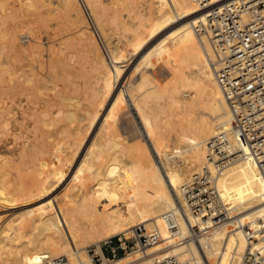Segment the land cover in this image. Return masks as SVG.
<instances>
[{"label": "bare ground", "instance_id": "obj_1", "mask_svg": "<svg viewBox=\"0 0 264 264\" xmlns=\"http://www.w3.org/2000/svg\"><path fill=\"white\" fill-rule=\"evenodd\" d=\"M34 1L26 0L25 4L32 5ZM110 3L115 5L108 9L103 0H59L57 9H46L49 18L56 17L57 23L67 21L71 25L70 28L77 33L84 51L91 59L90 68L95 70V79L91 78L93 82H88L86 86L90 91L93 89V95L89 97L92 101L85 117L91 120V124L97 118L96 123L92 124L96 128L91 129L90 134L94 132L88 142V136L84 138L79 135L80 126L76 124L77 134L73 136L66 154L59 157L53 180L39 176L30 186L20 183L16 192H9L0 179V205H6L0 212V218H4L0 226V264H47V259L64 254L68 256L61 264H97L91 259L90 253H85L86 246L73 248L78 243L74 240L77 235L88 237L85 238L88 240L99 235L93 238L95 251L102 256L99 264H141L139 259L144 258L147 259L142 263L152 264L157 252L176 253L181 258H185L189 252L197 256L193 243L176 242L164 250H159L161 244L157 243L108 258L101 249V242L115 233L128 236L136 228L142 231L157 228L164 242H174L179 233L170 230L171 226L178 222V231L182 233L186 229L178 216L181 210L188 211L181 185L188 181L192 173L207 164L208 138L219 130H226L236 143L241 146L245 144L215 76L212 65L215 60L214 49L209 39L196 30L197 25L207 23L209 7L199 6L195 0H147L146 6L141 9L130 7V11L138 18L139 26L144 28V33L141 35L140 31H134L133 47L128 55L116 43V37L115 41L110 38L112 32L104 21L105 13L116 21V0H110ZM42 4L48 5V1L42 0ZM88 20L93 23L92 33L86 31ZM164 34L170 38L165 55L156 63L143 62L145 51ZM17 36L18 33L12 28L3 36L4 41L0 42L2 128L8 118L19 119L14 110L9 108L11 97L6 92L15 91V85L22 80L30 84L29 80H33L34 76L41 80V85L49 80L46 77L45 80L39 68L36 69L33 64L26 65L27 61L25 65H13L15 56L17 59L24 54L28 57L35 51L39 54L42 52L39 51L42 46L41 43L39 46L38 39L26 47L15 48ZM102 40L105 48L101 45ZM5 41L12 45L13 52H10L14 54L8 60L7 56L11 53L7 52ZM72 52L68 54V59L62 55L56 60V56L47 59L50 69H54V63L58 61L64 66L62 71L70 72V68H73L71 61L76 56ZM53 53L56 55L59 52ZM158 69L163 76L161 78L157 75ZM3 72L8 75L6 82H3ZM89 79H86V83ZM128 97L138 113L145 139L131 141L120 133L116 114L124 104L122 101L127 102ZM70 100L73 101L70 98L63 104L67 102L69 105ZM173 103L179 111L163 118L168 111L166 108L169 109ZM94 106H97V114L93 113ZM105 108L107 110L103 114ZM64 125L65 129L70 127L68 121ZM146 139L155 147L160 161L163 164L166 161L164 165H158L155 161ZM24 141L14 160L23 161L25 156L31 159L37 157V141L29 140V145ZM108 144H115L116 148L108 150ZM171 159L172 162L178 160L176 166L175 162L174 165H168L173 164ZM4 174L0 170V177ZM82 174L83 180L79 179ZM48 181L50 184H47ZM62 181H66L63 193L50 195L56 183ZM216 184L224 204L232 209L233 218L248 221L252 232L258 228L259 233L264 234V174L255 159L247 155L232 161L217 175ZM40 189L46 195L35 197L33 194ZM40 199L42 202L39 205L34 204ZM90 200L96 201L97 211L106 209L105 217H96L91 211L88 212ZM15 201L20 209H16L17 212L9 208ZM45 214L58 217L61 228L59 234L41 230L40 223L44 221ZM228 228L224 224L212 229L209 237L211 248L207 253L211 256L221 245L222 239H227L228 249L235 245L238 253L228 264H238L247 238L241 228L235 226L229 234ZM252 245L264 249V235L259 236ZM228 257V253H224L222 262L226 263Z\"/></svg>", "mask_w": 264, "mask_h": 264}, {"label": "rangeland", "instance_id": "obj_2", "mask_svg": "<svg viewBox=\"0 0 264 264\" xmlns=\"http://www.w3.org/2000/svg\"><path fill=\"white\" fill-rule=\"evenodd\" d=\"M21 1L23 2L21 3ZM21 1L0 0V42L4 41L3 36L12 28H14L18 33L17 39L15 41V48H22L23 46L26 47L31 42L38 39L37 42H39V46L41 43V46L43 48H40L41 50L39 49V51H42L41 54L35 51L34 53H31V55L28 56L30 58L26 57L27 55L25 56L24 54L21 55V57L18 56L19 58L17 57V59L16 56L13 58L14 54L10 52V50H12V45L5 41L7 43L6 50L7 52L11 53V57L7 56V60L8 57L10 59L13 58V65L15 64V66H21V63L25 65L24 63L27 61L26 65L33 64L36 69L39 68L38 71L42 73L43 78L45 79L46 77V79L49 80L46 82L43 80V78H41L45 82H43L42 84H46V87L45 85H41V80H38L37 77L34 76L33 80H29L30 84L28 81L27 84V82L24 83V80H22L18 84L15 83L16 85L14 90L16 92L13 90L6 92L8 95H10L9 97H11V99L9 98L10 101L8 102V104H10V110H14L15 116L19 117L20 119L15 120L13 117H10L11 119L8 118V122L4 126L5 128H2L0 126V157L2 158L0 159L2 162H0V170H3L5 172V174L0 177V179L5 189L9 192H16L20 183L24 186H30L33 183L34 179L39 176H42L49 181L53 180V175L58 169L57 163L59 157L66 154V151L71 147L73 136L77 134V129L75 127L76 124L80 126L79 135L84 138L88 136L87 140L89 142V139H91V136L94 132L93 131L90 134V132L92 131L91 129H93L94 127L92 126V124H95L97 121L96 118V120L94 119L95 122H92L91 124V120L85 117V113L90 109V104L92 101L90 98H92L91 95H93V89H91V92L89 88H86V86L88 85V82H93L91 78L95 79V70H92V68H90L91 59L88 56V53H86L87 51H84V46L78 38L77 33L73 31L74 29L70 28L71 25L67 21H60L59 23H57V18H49V14L48 12H46V9L48 7H56L57 9V4L59 0H45L48 1V5H43L42 0H35L32 5H26V0ZM103 2L105 3L106 7H108V9L115 5V3H110V0H103ZM146 2L147 0H116V21H113L108 13L104 14V21L107 25V29L112 32L110 34V38L115 41L116 37V43L120 45L124 54H131L133 47L132 36L134 34V31H140L141 35L144 33V28L139 26L138 18L132 11H130V7L134 9H141L146 6ZM92 24L93 23L88 20L86 31L91 33L94 31ZM27 26H29V29ZM169 44L170 38L167 36V34L162 35L155 42H153L145 51L142 61L145 63H156L163 57V55H165L167 51L166 49ZM101 45L103 46V48H105L103 40L101 41ZM53 51L59 53L55 55ZM71 52L76 54V56L74 60L71 59L73 68H70V72L62 71L64 66H62V64L58 61H55L56 63H54L53 66L54 69H50L51 66L48 64V60H50L51 57L54 58L56 56V58H54L56 60L58 56L62 55V57L64 56V58L66 57V59H68L67 56ZM33 54L35 56H33ZM23 56L25 58H23ZM37 59H39V62ZM90 70L91 72H93L91 73ZM43 73L45 74L43 75ZM5 74H7V72H5L3 75V82H6V79H8V75ZM157 75L160 78L163 77L159 69L157 70ZM85 78H90L87 83ZM14 80H16V78ZM83 82H85L86 84ZM32 83L34 84L32 85ZM24 85L27 86L25 87ZM85 88L86 91L84 90ZM25 90L27 91L25 92ZM76 92L79 93V95H77ZM6 93H4V95ZM12 93H14V95ZM19 94L22 95L20 96ZM72 95L73 97H71ZM30 96H32V98ZM67 97L73 99V101L70 100L71 102L69 105L67 104V102L63 104L64 101H69L70 98L67 99ZM35 99H37L36 103ZM130 100L131 99H129L128 97L127 102L122 101L124 104L120 109H118V113L116 114L120 133L129 137L131 141L133 139H135L133 141H136L138 138L145 139L143 131L141 132V121L139 119L138 113L136 109L132 106ZM32 102L35 105L32 104ZM21 104H23V107H21ZM61 106L63 108H61ZM170 107L169 109H167L168 107L166 108V111H168L164 114L165 116L163 118H165L166 116H173L176 114L175 112L179 111L175 103H173V105L171 104ZM58 110H60V112H58ZM106 110L107 108L104 109L103 114H105ZM31 111L34 113H30ZM40 111L44 113L42 114V117ZM93 113L97 114V106H94ZM21 114L23 116H21ZM65 121H68V123L70 124V127L68 129H65ZM95 128L96 126L94 127V129ZM28 139L30 140V142L31 140H36L37 142L35 143L39 144V151L37 152L38 158L36 157L31 159L25 156L23 161L14 160L13 157L17 156V151L19 150L21 143L25 140L27 142L26 144H28ZM42 141H44V143ZM146 141L149 142L148 146L152 151L154 159H156L155 161L158 162V165H164L166 161H164L163 164L160 161V157L157 155L153 144L150 142L149 139H146ZM109 144L106 147L108 150L112 151L113 148H116L114 146L115 144H112L110 146ZM27 150L28 152H30L28 146ZM175 158L178 159L177 156ZM172 161L173 159L170 160V162ZM177 161H174L175 166L177 165ZM174 162H172L173 164L168 165H174ZM79 179L83 180L84 175H80ZM49 181L47 182V184H50ZM65 184L66 181L57 182L55 188L51 190L50 195L56 193H63ZM33 195L35 197H44L46 194H44V192L40 189L39 191H36ZM41 202L42 199L38 200L34 204L39 205ZM96 204L97 203L95 200H90L89 204H87L88 212L91 211L92 214L96 217H105L106 209H102L101 212L100 210L97 211ZM10 205H13L9 206V208H11L10 211L14 209L15 211L16 209L17 211L20 210L18 208L19 206L17 205V201L12 202V204ZM5 206L6 205H0V212H2L4 208H6ZM58 222V217L51 214H45V219L40 223V228L42 231H52L59 234L61 228ZM3 223L4 218L2 217L0 218V226ZM50 225H52L51 228ZM78 236L80 235H77L74 238L75 242L78 243L73 246V248L76 246L84 245L86 246V249L84 251L87 254L89 253L88 247L96 245L93 242V238H96L99 235H96V237H93L91 240L85 239L88 237ZM64 255L65 259H67L68 255ZM143 260L139 259L141 264H144L142 263ZM97 264H99V262H97Z\"/></svg>", "mask_w": 264, "mask_h": 264}, {"label": "built area", "instance_id": "obj_3", "mask_svg": "<svg viewBox=\"0 0 264 264\" xmlns=\"http://www.w3.org/2000/svg\"><path fill=\"white\" fill-rule=\"evenodd\" d=\"M199 6L209 7L207 23L197 25L200 35H205L215 52L212 61L215 76L221 86L235 125L244 141L241 146L226 130L215 132L207 140L206 161L200 170L191 174L181 185L188 211L178 213L186 229L181 233L176 222L170 230L178 234L174 242H164L157 228L131 230L128 236L115 234L101 242L102 251L111 258L140 246L160 243L164 250L176 242L193 243L197 256L189 252L185 258L176 253H156L152 264H228L237 253V247H227V239L211 256L209 237L216 226L228 225L227 233L239 227L247 238V245L238 264H264V249L253 247L259 229H250L248 221L233 218L217 188L216 180L229 163L252 156L264 174V0H195ZM229 237V236H228ZM93 262L102 256L89 246ZM228 253L226 263L222 262ZM47 264H61L65 255L47 259Z\"/></svg>", "mask_w": 264, "mask_h": 264}]
</instances>
